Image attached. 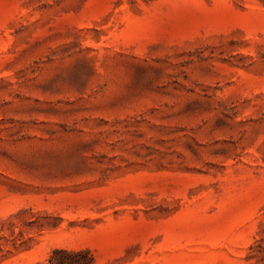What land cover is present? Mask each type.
Here are the masks:
<instances>
[{
    "label": "rangeland",
    "instance_id": "1",
    "mask_svg": "<svg viewBox=\"0 0 264 264\" xmlns=\"http://www.w3.org/2000/svg\"><path fill=\"white\" fill-rule=\"evenodd\" d=\"M264 264V0H0V264Z\"/></svg>",
    "mask_w": 264,
    "mask_h": 264
},
{
    "label": "trees",
    "instance_id": "2",
    "mask_svg": "<svg viewBox=\"0 0 264 264\" xmlns=\"http://www.w3.org/2000/svg\"><path fill=\"white\" fill-rule=\"evenodd\" d=\"M48 264H95V258L89 250H69L64 248L54 249Z\"/></svg>",
    "mask_w": 264,
    "mask_h": 264
}]
</instances>
